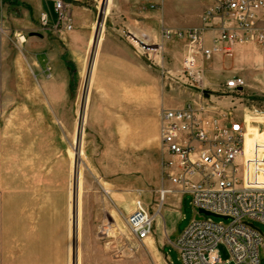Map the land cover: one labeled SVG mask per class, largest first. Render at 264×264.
Returning a JSON list of instances; mask_svg holds the SVG:
<instances>
[{
	"label": "rangeland",
	"instance_id": "374dc122",
	"mask_svg": "<svg viewBox=\"0 0 264 264\" xmlns=\"http://www.w3.org/2000/svg\"><path fill=\"white\" fill-rule=\"evenodd\" d=\"M156 1L81 0L73 30L55 33L39 22L41 14L52 19L50 0H0V250L8 214L20 212L11 222L21 229L14 237L35 249L21 264H42L45 255L48 264H165L162 243L168 261L182 264L174 245L195 212L189 196L159 200L157 192L170 189L162 178L160 116L197 91L163 76L180 69V45L167 44L150 62L127 35L157 44L168 29L163 18L193 24L206 2ZM246 52L213 59L203 80L209 102L244 121L251 155L254 145L264 147V54ZM40 65L50 75L41 77ZM232 78L244 87L226 93ZM40 180L48 182L42 189ZM136 200L150 213L160 209L143 244L124 222ZM105 222L113 224L112 237L98 233ZM253 225L264 235V225ZM219 254L229 260L225 246ZM259 259L264 264V251Z\"/></svg>",
	"mask_w": 264,
	"mask_h": 264
},
{
	"label": "built area",
	"instance_id": "2783aa9c",
	"mask_svg": "<svg viewBox=\"0 0 264 264\" xmlns=\"http://www.w3.org/2000/svg\"><path fill=\"white\" fill-rule=\"evenodd\" d=\"M50 1L52 19L41 14V28L71 32V7L81 0ZM198 1L206 2L198 27L164 29L160 42L151 45L127 35L135 53L150 62L163 55L167 44L180 45V69L175 75L163 71V76L197 91L182 107L161 113L162 178L170 189H160L157 194L161 203L169 195L178 200L191 198L195 219L174 245L182 264H260L264 235L253 222L264 225V147L254 145L251 155L246 154L244 121L240 124L209 102L203 77L207 64L231 56L237 48L253 46L264 54V0ZM46 72L50 75L49 68ZM243 87L241 78L224 84L226 93ZM203 213L227 223L213 222L212 216ZM159 214L160 209L150 213L143 201L134 202L124 222L135 243L143 244L151 236ZM113 230V224L105 222L98 233L107 238ZM220 245L228 251L226 262L220 259Z\"/></svg>",
	"mask_w": 264,
	"mask_h": 264
},
{
	"label": "crops",
	"instance_id": "0c3cea01",
	"mask_svg": "<svg viewBox=\"0 0 264 264\" xmlns=\"http://www.w3.org/2000/svg\"><path fill=\"white\" fill-rule=\"evenodd\" d=\"M161 2H163V0H160ZM160 1H156V2H160ZM77 7H76V4L75 5H72V7H71V11H72V9L73 10H75ZM202 13L203 12H201L200 13V15H198V17L194 20V23L192 24L191 22H190V24L189 25H187V26H176V25H174V23H173V21L172 20H169V19H164L163 18V21H162V23L165 25V26H167L168 27V29H172V30H180V29H187V28H192V26H194V25H196L195 27H198L199 25H200V17H201V15H202ZM191 26V27H190ZM184 27V28H183ZM161 36V35H160ZM135 37L136 38H138V36L137 35H135ZM139 39V38H138ZM149 42H150V38L148 39L147 38V41H146V43L147 44H149ZM130 46V45H129ZM132 48V47H131ZM247 50V54H249V51H253V52H259V50L257 49V48H255V47H253V46H244V47H240V48H237L236 49V51L234 52V53H236L237 51H239V50ZM233 53V54H234ZM260 53V52H259ZM232 54V55H233ZM231 55V56H232ZM250 55V54H249ZM231 56H229V57H231ZM223 56H221V58H222ZM228 57V56H227ZM38 61V60H37ZM34 66L35 67H38V65H37V62H35L34 63ZM48 68L46 67L45 68V70H43L42 69V65H40L39 66V68H38V71L40 72V74H41V77H45V72H46V70H47ZM50 69V68H49ZM51 70V69H50ZM51 76H52V72H51ZM127 93L126 94H129V90H125ZM212 96H211V101H212ZM213 102V101H212ZM213 104H215L214 102H213ZM222 113L223 114H226L225 112H223L222 111ZM240 124L242 123V121H239V120H237ZM44 182H46V183H48L47 181H43V180H40V188L42 189V187H43V183ZM10 203H12V201L10 200L9 201ZM21 213L20 212H18V213H16V212H12V213H9L8 214V219L10 220V225H9V227H4V232H3V235H4V238H3V240H2V245H1V250H0V253H1V255H0V259H1V264H21V262L22 261H24V260H28V258H27V255H24V252L25 253H27V252H34L35 251V249H33L34 248V246H32L31 244H29V243H26V246L21 242V239L20 238H15L14 237V235H17L18 237H20V235H21V229L19 228V230H18V232L16 231L15 232V230H13L14 229V227L13 226H16V223H13V226H11V222L13 221V220H16V219H18V220H20V218H21ZM17 216H19L18 218H17ZM28 219H29V217H28ZM46 220H48V219H50L51 220V217L50 218H48L47 216H46V218H45ZM174 225V224H173ZM173 225L168 229V231H167V235L169 236V235H171V234H173L174 233V229H173ZM20 226V225H19ZM42 228V227H41ZM12 229V230H11ZM46 229L48 230V228L46 227ZM9 230V231H8ZM27 231H29V232H35V229H27ZM157 231V230H156ZM14 237V238H13ZM150 239V237L146 240V241H148ZM146 241H144V243L146 242ZM166 245H167V243L165 244V243H162V245H161V248H160V250H161V253L165 256V258H166V261H165V264H171L169 261H168V259H167V256H166V254L164 253V251H165V247H166ZM32 257V256H31ZM48 257V255H45L44 256V258L43 257H41L42 258V264H48L49 262H48V259H46ZM33 258V257H32ZM31 260V259H30ZM32 261V260H31Z\"/></svg>",
	"mask_w": 264,
	"mask_h": 264
},
{
	"label": "water",
	"instance_id": "95a60500",
	"mask_svg": "<svg viewBox=\"0 0 264 264\" xmlns=\"http://www.w3.org/2000/svg\"><path fill=\"white\" fill-rule=\"evenodd\" d=\"M241 89H239V91H240ZM204 215H206V216H212V217H214V218H217L216 216H214V215H210V214H207V213H203Z\"/></svg>",
	"mask_w": 264,
	"mask_h": 264
}]
</instances>
